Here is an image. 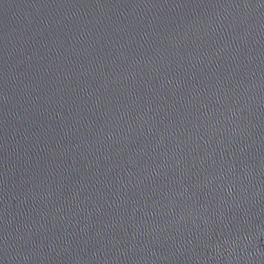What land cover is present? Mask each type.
<instances>
[{"label": "water", "instance_id": "water-1", "mask_svg": "<svg viewBox=\"0 0 264 264\" xmlns=\"http://www.w3.org/2000/svg\"><path fill=\"white\" fill-rule=\"evenodd\" d=\"M0 264H264V0H0Z\"/></svg>", "mask_w": 264, "mask_h": 264}]
</instances>
